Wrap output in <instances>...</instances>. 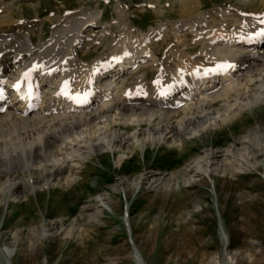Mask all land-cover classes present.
<instances>
[{"label":"bare ground","instance_id":"bare-ground-1","mask_svg":"<svg viewBox=\"0 0 264 264\" xmlns=\"http://www.w3.org/2000/svg\"><path fill=\"white\" fill-rule=\"evenodd\" d=\"M33 1L0 0V76L13 83L22 71L36 84H43L38 88L41 101L34 111L25 113V104L8 103L0 113V191L9 197L17 200L27 187L34 191L50 184L73 182L74 169L91 155L122 152L116 161L120 165L125 151L143 150L147 143L180 147L184 140L233 123L243 111L264 103V42L249 47L237 38L244 34L248 39L257 31L252 16L264 14L263 8L245 10L252 0H244L247 1L245 6L240 3L208 10L204 9L203 0H173L171 4L176 5L179 17L175 21L170 17L168 21L157 23L147 32H131L126 22L121 23L123 21L114 22L116 29L109 24L101 25L105 15L98 10V4L93 9L74 10L64 16L49 15L51 28L46 40L38 33L39 27L44 29L45 22L31 24L36 20L26 19L20 9L29 2L36 18L41 17L43 11L37 9ZM142 1L145 4L141 2L140 10L152 6L158 18L164 15L159 1ZM260 3L264 6V0ZM40 5L41 0H38L37 6ZM61 8L66 9V5ZM114 10L118 18L133 11L124 6L122 0H116ZM92 26L100 27L101 32H92L95 29ZM149 35L153 39L147 43ZM36 37L38 42L35 43ZM103 37L110 40L103 45V55L87 61L91 52H78L79 48L91 46L87 43L90 39L95 47L99 46ZM153 44L158 48L151 49ZM143 54L148 57L141 61ZM113 57H122L125 61L132 57L137 59L133 66L125 63L111 70V75L93 77L97 84L107 81L102 89L106 94L102 100L74 109L50 91L63 77L72 78L75 88L82 87L94 69L100 68L101 63L107 65ZM217 60H225L228 65L233 61L232 75L190 85L189 95L193 96L181 107L174 105L178 95L172 96L175 100L171 103L156 96L158 89L165 88L183 93L186 82H194L188 79L192 78V69L206 67ZM140 68L151 69L153 78L148 79V73L139 71ZM120 73L118 80H110ZM182 79L186 82L179 84ZM241 138L248 144L253 139L250 135ZM262 145L264 149V143ZM215 149L209 148L205 155L194 159L195 174L184 178L183 184L193 182L196 174L210 178L213 174H233L242 170L243 162L249 163L254 155L250 146L238 153L239 158L234 156L232 147ZM22 173L28 179L20 177ZM155 174L150 176V183L159 184L161 178H156ZM99 200L103 202L105 197L100 195ZM5 254L10 264L12 250L5 249ZM135 257L138 264H143L137 250Z\"/></svg>","mask_w":264,"mask_h":264},{"label":"rangeland","instance_id":"rangeland-1","mask_svg":"<svg viewBox=\"0 0 264 264\" xmlns=\"http://www.w3.org/2000/svg\"><path fill=\"white\" fill-rule=\"evenodd\" d=\"M57 1L41 0L38 7L34 0L33 5L51 9L58 6ZM125 1L133 12L118 18L113 15L114 0H64L69 10L76 11L99 4L106 13L104 20L126 22L131 32H147L155 22L179 17L173 0H160L164 11L160 18L149 9L140 10V0ZM235 1L203 0V4L208 10L247 3ZM251 2L246 11L264 9L260 0ZM20 9L26 19L36 20L33 25L44 21L46 26L53 14L36 18L29 2ZM38 30L43 34L45 27ZM104 41L110 40L105 37ZM103 47L84 51L91 52L88 59L92 60L101 56ZM242 135L253 137L252 142H243ZM263 143L264 103H260L243 111L233 123L206 130L180 147L147 143L143 150L125 151L120 165L116 161L122 152L107 151L77 166L73 182L34 191L27 187L17 200L0 191V264H7L5 249L12 250L10 264H138L136 250L143 264H264ZM245 146L254 155L249 163L243 162L242 170L211 178L196 174L193 182L183 184L184 178L195 174L194 159L209 148L232 147L239 158ZM153 172L161 178L159 184L150 183ZM19 176L28 179L25 173ZM100 195L105 201L99 200Z\"/></svg>","mask_w":264,"mask_h":264},{"label":"snow or ice","instance_id":"snow-or-ice-1","mask_svg":"<svg viewBox=\"0 0 264 264\" xmlns=\"http://www.w3.org/2000/svg\"><path fill=\"white\" fill-rule=\"evenodd\" d=\"M261 34H264V30H262ZM229 67H231V65H228V64H219V65L216 66V68L210 69L208 71H211V72L225 71ZM68 89H69V82L68 81H65L63 87L61 88V92L60 93H57V94L58 95L59 94L70 95V92H69ZM128 94L131 95V93H128Z\"/></svg>","mask_w":264,"mask_h":264}]
</instances>
